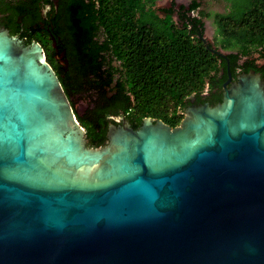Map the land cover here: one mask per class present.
Masks as SVG:
<instances>
[{
  "label": "water",
  "instance_id": "obj_1",
  "mask_svg": "<svg viewBox=\"0 0 264 264\" xmlns=\"http://www.w3.org/2000/svg\"><path fill=\"white\" fill-rule=\"evenodd\" d=\"M118 119L85 149L41 46L0 28V264H264L259 74L175 128Z\"/></svg>",
  "mask_w": 264,
  "mask_h": 264
},
{
  "label": "trees",
  "instance_id": "obj_2",
  "mask_svg": "<svg viewBox=\"0 0 264 264\" xmlns=\"http://www.w3.org/2000/svg\"><path fill=\"white\" fill-rule=\"evenodd\" d=\"M13 1L0 0V26L26 44L41 43L74 113L75 99H86L76 120L92 149L104 145L116 117L134 130L145 118L175 128L191 96L219 104L227 65L232 79L253 71L264 81V0H229L228 11L214 15L227 55L204 40L202 19L190 16L196 0L177 9L172 2L156 9L158 0H65L45 17Z\"/></svg>",
  "mask_w": 264,
  "mask_h": 264
},
{
  "label": "rangeland",
  "instance_id": "obj_3",
  "mask_svg": "<svg viewBox=\"0 0 264 264\" xmlns=\"http://www.w3.org/2000/svg\"><path fill=\"white\" fill-rule=\"evenodd\" d=\"M191 1L193 0H158L155 3V8L156 9L167 8L169 7L171 2L174 3L175 9H177V7L179 6H183L187 8L189 4L191 3ZM196 1L200 4V7L195 12L190 13V16H195V17H199L202 19V22L204 24V32H203L204 40L207 43L211 44L212 47L217 49V51L221 53L222 55L229 54L230 52L229 50H222L219 45V42H218L219 37L217 35L216 26L214 22L215 14H223L228 11L229 0H196ZM158 13L161 16V13L159 11ZM173 20L177 21V17L175 14L173 15ZM253 57L256 58V54ZM257 63L260 65L262 61L257 60ZM86 106H87L86 99H81V100L75 99V110H76V113H78L79 115L82 114V112L86 109ZM115 120L118 121L120 119H118L117 117L115 118ZM118 125L121 126L125 124L122 123V121H119V124L115 126H118ZM84 148L92 149V148L87 147L86 142L84 143Z\"/></svg>",
  "mask_w": 264,
  "mask_h": 264
},
{
  "label": "flooded vegetation",
  "instance_id": "obj_4",
  "mask_svg": "<svg viewBox=\"0 0 264 264\" xmlns=\"http://www.w3.org/2000/svg\"><path fill=\"white\" fill-rule=\"evenodd\" d=\"M65 0H14L13 2H18V3H22L24 5H30V6H34L36 10H38L40 12V15L45 17L48 14H51L52 11H57L58 7L64 2ZM3 19V15L2 13H0V22H2ZM21 23H19V25L21 26L22 30H24V24L22 23V21H20ZM35 27V26H34ZM1 29H4L0 26ZM41 29H43V26H41ZM7 30V29H5ZM8 31V30H7ZM9 32V31H8ZM36 32V31H35ZM10 35V33H9ZM18 38L17 36H13ZM20 39V38H19ZM22 40V39H20ZM22 43L26 44L27 41L22 40ZM39 44V43H38ZM41 46V48L43 49L41 43L39 44ZM43 54H45V49H43ZM237 78V77H236ZM236 78L232 79L231 78V83L226 85V87H224V83L223 82L221 84V87L219 89H216L217 93L221 95V98H223L225 89H228L230 87V85L234 82H236ZM261 78V77H260ZM262 80V79H261ZM226 81V80H225ZM263 81V80H262ZM264 82V81H263ZM208 95V89H206L202 94V99H204L206 96ZM68 99V98H67ZM69 101V100H68ZM70 103V101H69ZM207 102H198L197 99H195L193 96H191L189 98V106L181 113L183 115V118L186 117V111L191 108V107H199V106H203L204 104H206ZM221 103V102H220ZM217 105V104H216ZM211 107V106H210ZM72 108V107H71ZM73 110V109H72ZM74 113V112H73ZM75 117L76 115H79L78 113H74ZM182 118V120H183ZM115 121V120H114ZM117 124H119V122H116ZM84 130V129H83ZM134 130V129H133ZM138 130V129H137ZM85 132V131H84ZM108 133V130H107ZM86 136V134H84V137ZM85 141H86V145L88 144V140L85 137ZM108 143V138L106 135V141L104 142V145H106ZM103 145V146H104ZM102 146V147H103ZM101 148V147H100Z\"/></svg>",
  "mask_w": 264,
  "mask_h": 264
}]
</instances>
